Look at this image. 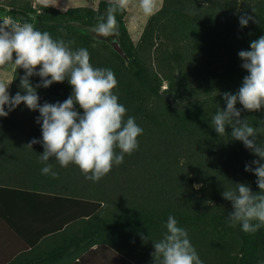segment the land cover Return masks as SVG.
Instances as JSON below:
<instances>
[{
	"label": "trees",
	"instance_id": "trees-1",
	"mask_svg": "<svg viewBox=\"0 0 264 264\" xmlns=\"http://www.w3.org/2000/svg\"><path fill=\"white\" fill-rule=\"evenodd\" d=\"M116 2L80 3L64 10L36 0H0L1 9L29 18L37 30L49 32L54 39L74 40V49L86 48L94 67L113 70L119 102L144 130L138 150L125 154L123 163L114 165L98 182L86 179L74 163L61 167L50 158L58 173L52 178L41 172L42 143L27 145L33 138L42 141L41 124L36 122L40 113L21 103L7 117H0V159L11 161L0 165V176L32 177V181L9 180L0 189L52 192L56 199L60 194L78 195L90 216L88 245H110L142 264H155L153 241L163 237L170 214L187 230L203 264H264V227L252 234L239 224L230 226L227 215L233 211L232 204L222 196L225 189L235 190V183L259 191L256 176L245 171L246 163L258 157L232 139L231 126L222 136L211 126L217 109L226 108L222 94L236 93L248 75L238 52L250 50V42L264 35V0H164L138 42L126 21L128 8L117 11L118 35L108 38L118 40L127 57L112 42L96 43L89 31L96 17L106 15L108 5ZM245 13L257 22L241 28L239 17ZM30 15L36 16V22ZM172 61L181 63L188 80L184 92L176 84L180 99L162 91L160 73L169 76L166 69ZM23 75V69L14 71L11 95L24 94ZM30 79L33 86L40 83L38 76ZM72 91L67 80L40 87L39 103L63 102ZM236 107L242 110L241 118L256 127L258 143L264 144V107L259 111L243 110L239 103ZM149 234L151 239L142 238Z\"/></svg>",
	"mask_w": 264,
	"mask_h": 264
},
{
	"label": "clouds",
	"instance_id": "clouds-1",
	"mask_svg": "<svg viewBox=\"0 0 264 264\" xmlns=\"http://www.w3.org/2000/svg\"><path fill=\"white\" fill-rule=\"evenodd\" d=\"M131 2L110 3L106 15L96 17L94 32L104 38L118 35L116 13L127 9ZM139 8L145 16H152L158 10L157 0H139ZM250 21L257 22L247 13L239 17L241 28L247 27ZM74 43V40L54 39L49 32L39 31L29 22L12 17L0 19V67L12 65L16 71L24 70L20 77L23 95L9 93L13 80H0V117H7L21 103L29 110L38 111L36 122L41 124L42 141L33 138L27 145L32 148L42 143L44 151L40 159L45 165L42 174L58 177L49 163L53 158L61 167L74 163L86 179L98 182L114 165L123 163L125 154L138 150V137L144 130L135 117L127 116L126 107L119 102L114 92L118 80L113 70L94 67L89 51L83 47L74 49ZM238 56L248 75L236 93L222 94L226 108L217 109L211 126L218 136L226 134V126H231L232 139L241 141L258 157L246 163L245 171L256 176L259 191H253L249 184L235 183V190L225 189L222 193L233 208L227 215L229 225L239 224L242 231L254 234L264 227V144L258 143L256 127L247 118H241L242 110L236 105L239 103L248 111L264 107V35L252 40L250 50H240ZM33 76L40 77V83L35 86L30 79ZM65 80L73 88L66 100L39 103L38 88H48ZM165 228L163 237L153 241L155 264H203L187 230L179 226L174 215L168 216ZM142 238L151 239V236Z\"/></svg>",
	"mask_w": 264,
	"mask_h": 264
},
{
	"label": "crops",
	"instance_id": "crops-1",
	"mask_svg": "<svg viewBox=\"0 0 264 264\" xmlns=\"http://www.w3.org/2000/svg\"><path fill=\"white\" fill-rule=\"evenodd\" d=\"M7 66L13 72L5 75L6 80L15 71ZM11 87L12 83L9 93ZM6 181L31 182L32 177L0 176V186ZM55 194L0 189V264H142L110 245H88L92 236L86 205L74 193L57 199Z\"/></svg>",
	"mask_w": 264,
	"mask_h": 264
},
{
	"label": "rangeland",
	"instance_id": "rangeland-1",
	"mask_svg": "<svg viewBox=\"0 0 264 264\" xmlns=\"http://www.w3.org/2000/svg\"><path fill=\"white\" fill-rule=\"evenodd\" d=\"M36 1L37 2L38 1L45 2V3L54 5L56 7H59L61 9L65 10L68 7H71L73 5H77L80 3H83L85 5L91 4L93 6H98V3L100 0H36ZM163 3H164V0H157L158 9H160L162 7ZM37 7L40 8V6H38V5H37ZM41 10H43V9L42 8L39 9V12H38L39 14H43V11H41ZM6 17H12L13 19L19 20L21 22H28L30 20L29 18L22 16V15L13 16L12 14L8 13V9H1L0 8V19L6 18ZM30 17L32 18V21L36 22V19H37L36 16L30 15ZM149 18H150V16H145L142 13V11L140 10L139 0H132L130 6L128 7V14L126 17V21H127L128 26H129L131 35L136 42H138L140 40L142 32H143L144 28L146 27ZM89 31H91V33L95 36L96 43H104L107 45L108 43L112 42L109 38H104V37L98 36L94 32V28H90ZM172 63L173 64L172 65L169 64L170 67L168 66L166 69L169 76H166L165 74H163L164 72L160 73V81H161L162 91L165 93L172 92L173 98L180 99V95L177 92V90L175 89L176 84H178L180 90H182V92H184L188 80L184 76V72L182 70H185V69H184V67H182L181 63H179L178 61H172ZM1 69H4L3 73L1 71ZM0 71H1L0 72V80H6L5 75L6 74L10 75L11 72H13V69L11 68V66H4V67H0ZM12 79H13L12 76L7 77L8 81H10ZM183 96H187L186 93H183V95L181 96L182 99H184ZM179 102H181V101H179ZM184 103H185V101H184ZM181 104L184 106L183 102H181ZM25 150H26V148H25ZM0 156H2V155L0 154ZM8 163H10L9 159H7V158L0 159V165H4V164H8ZM178 224H181V223L178 221ZM185 225L190 227L192 224L189 222H186ZM193 225H195V223H193ZM201 227L205 228L206 225H201ZM239 257H240V259H242L244 257V254L241 253L239 255Z\"/></svg>",
	"mask_w": 264,
	"mask_h": 264
},
{
	"label": "water",
	"instance_id": "water-1",
	"mask_svg": "<svg viewBox=\"0 0 264 264\" xmlns=\"http://www.w3.org/2000/svg\"><path fill=\"white\" fill-rule=\"evenodd\" d=\"M112 44L114 45V47H115L118 51H120L125 57H127V53H126V51L123 49L121 43H120L118 40H116V39L112 40Z\"/></svg>",
	"mask_w": 264,
	"mask_h": 264
}]
</instances>
